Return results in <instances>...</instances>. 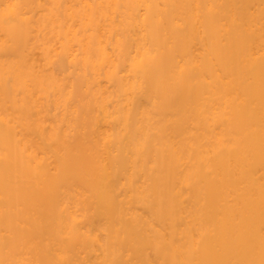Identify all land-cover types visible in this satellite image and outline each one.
<instances>
[{
  "label": "bare ground",
  "instance_id": "6f19581e",
  "mask_svg": "<svg viewBox=\"0 0 264 264\" xmlns=\"http://www.w3.org/2000/svg\"><path fill=\"white\" fill-rule=\"evenodd\" d=\"M0 264H264V0H0Z\"/></svg>",
  "mask_w": 264,
  "mask_h": 264
}]
</instances>
